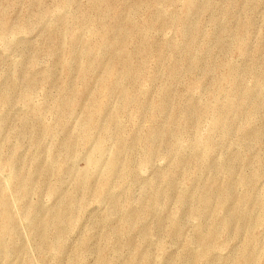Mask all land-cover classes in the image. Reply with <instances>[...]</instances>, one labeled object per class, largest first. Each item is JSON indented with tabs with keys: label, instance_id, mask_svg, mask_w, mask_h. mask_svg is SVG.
<instances>
[{
	"label": "rangeland",
	"instance_id": "1",
	"mask_svg": "<svg viewBox=\"0 0 264 264\" xmlns=\"http://www.w3.org/2000/svg\"><path fill=\"white\" fill-rule=\"evenodd\" d=\"M248 262L264 0H0V264Z\"/></svg>",
	"mask_w": 264,
	"mask_h": 264
},
{
	"label": "bare ground",
	"instance_id": "2",
	"mask_svg": "<svg viewBox=\"0 0 264 264\" xmlns=\"http://www.w3.org/2000/svg\"><path fill=\"white\" fill-rule=\"evenodd\" d=\"M254 93L255 92H248V93H246L244 100L252 99L253 96H256V95H253ZM258 97H259V94H258ZM219 125H220V120L218 118L214 119L213 124H212V128L213 129H216ZM100 144L101 143H99V145ZM204 145H205V148H206L205 152L206 153H209L210 148H211V142H210V140L204 141ZM239 156L241 157L242 155H239ZM203 158L204 159H207L208 157L205 156ZM226 165H228V164H226ZM114 169H115V164L113 162H109V164H108V172H113ZM225 175H226V179H225L226 180V183H228L229 185H232L233 178H234V172H233V170L231 168L226 169L225 170ZM240 182H242V183L245 184L247 181H246L245 178L242 177L240 179ZM217 191L220 194V199H221L220 200V205L221 206H225V204L228 201V196L224 195L225 190H223L221 188H218ZM209 197H210L209 194L204 195V197L202 198V201H201V204H200L199 208L196 209V212L200 213V211H205L206 210L205 209V205H206V202L209 199ZM184 198L185 197H183V199ZM153 203H154V201H153ZM241 217H242V219L247 224H250L252 218L249 217L246 213H244ZM57 218H59L61 220V213H58ZM259 218H261V220H262V217L261 216ZM229 222H230V219L229 218H223V219L220 218V221L218 222V224H220L222 226V228H226L227 227V224ZM173 225H175V223ZM46 227H47V225H46ZM214 235H215V231L213 229L208 230L207 232H204V233L203 232H199V234H198L197 240H198V243L200 244V246L202 248V256L204 258H206V259H209L211 257V254H210L211 241H212ZM248 242L249 243H254V242H256V239L254 237H252V236H249ZM243 254L246 255V251L245 250H243ZM248 264H256V263H254V262H248Z\"/></svg>",
	"mask_w": 264,
	"mask_h": 264
}]
</instances>
